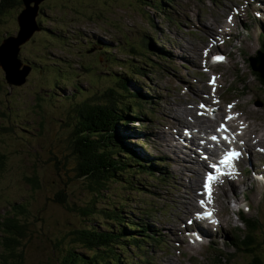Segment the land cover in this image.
I'll return each instance as SVG.
<instances>
[{
  "label": "rangeland",
  "instance_id": "374dc122",
  "mask_svg": "<svg viewBox=\"0 0 264 264\" xmlns=\"http://www.w3.org/2000/svg\"><path fill=\"white\" fill-rule=\"evenodd\" d=\"M72 1L61 0L54 9L53 0H47L35 12L38 27L20 44L17 56L18 60L33 65L24 82L4 84V71L0 68V216L12 213L13 200L26 205L31 232L24 264H55L52 251L58 242L61 247L72 246L87 256L90 252L74 240L72 231L80 229L85 220L78 210L92 204L94 212L99 211L94 218L100 222L98 225L102 230L105 226L116 230V225L106 220V209L128 212L127 221L143 224L146 223L144 220L135 219L148 217L157 223L155 229L163 236L164 243L145 245V258L131 257L127 253L130 264H215L212 256L216 253L207 250L208 243L224 247L226 238L243 232L236 211L239 204H248L252 208L245 216L257 219L261 226L259 243H263L264 184L257 183L248 174H243L234 183L235 193L227 185L220 189L215 200L221 226L218 233H212L210 241L201 244L186 242L179 233L191 218L190 210L195 208L200 175L198 177V171H193L191 180L190 171L195 163L187 164L188 161L182 158L183 153L177 147L171 148L174 140L171 129L179 125L174 112L179 114V111L188 112L185 108L189 110L180 116L182 123L196 119L192 115L196 114L195 105L202 96L194 91L207 89V75L199 69L203 62L202 51L212 45L208 43L212 33H222L227 39L229 30L230 34L239 32L242 36L232 38L230 43L218 48L229 54L228 61L219 65L216 71L223 74L224 81L219 94L223 104L238 101V109L249 121L246 136L250 138L257 133L259 144L255 146L264 148V85L252 75L246 60L255 54L258 46L253 44L255 33H246L243 28V23L250 22L258 5H252L245 14L234 17L232 28L226 16L233 13L232 7L240 0H160L163 6L158 9L153 4L159 0ZM261 3L263 5L264 1ZM70 4L71 8L67 10ZM29 6L25 4L22 10L5 14L0 36L17 32V20L25 17L27 21L33 15L32 9L36 6ZM26 34L24 32V36ZM149 42L161 51L154 47L151 50L144 48ZM105 46L111 48L109 53L113 59L106 60ZM166 53L169 56L163 59ZM152 62H159L165 72L151 68L148 63ZM126 72L130 74L126 76L128 93L145 95L149 99L148 106L152 104L156 112L154 116L147 112L153 120L145 121L148 128L141 132L144 136L126 135L127 142L132 146L136 144L132 147L136 153H146L155 162L161 163L164 158L174 174L173 187L168 185L165 167L161 168L165 181H142L139 191L110 183L100 192H94L87 187L85 179H77L76 165L79 163L71 153L73 140L70 137L76 116L71 108L86 98H98L112 86L113 81L107 74L116 78L113 74ZM255 100H260L263 106L255 107ZM188 105L194 107L190 109ZM34 115L38 119H34ZM23 120H29L31 125L26 134H19L13 125ZM196 120L192 123L208 124L204 123V118ZM140 121L134 119L128 127L133 126V131L138 132ZM249 145L252 147L250 159L253 162L264 160L255 154V146ZM246 164L247 160L239 164L241 170ZM34 174L40 184V190L36 192L30 189L25 178ZM195 181L192 189L190 185ZM242 192L248 195L247 202L242 198ZM62 198L64 205L57 201ZM22 218L26 217L22 215ZM236 230L240 232L236 233ZM233 251L229 249V252ZM258 255L264 264V244ZM228 259L229 256L223 257L225 262ZM250 262V258L239 252L232 264Z\"/></svg>",
  "mask_w": 264,
  "mask_h": 264
},
{
  "label": "trees",
  "instance_id": "16d2710c",
  "mask_svg": "<svg viewBox=\"0 0 264 264\" xmlns=\"http://www.w3.org/2000/svg\"><path fill=\"white\" fill-rule=\"evenodd\" d=\"M60 1L53 0L52 7L56 9ZM70 2L73 1L70 0ZM20 8V0H0V17L8 13L9 10ZM70 8L71 4L67 10ZM262 49L264 50V41ZM108 50L109 48L105 46L103 52L109 57L111 55ZM113 75H117V77L106 75L112 79L113 85L104 90L101 96L96 99L86 98L71 108L73 115L76 116L70 134L71 140H73L71 153L79 163L76 165V172H78L76 176L77 179H85L87 187L94 192H100L110 183L122 184L124 187L139 191L142 181L158 180V173L155 169L150 171L158 164L154 160H151V165L147 164L145 160L148 157L136 158L133 150L126 147L124 143H120V137L115 134V129H129V123L134 122V119L141 120L139 125L142 126V116H145L142 108L143 104H148V102L140 98L137 92L128 93L126 76H130L129 73ZM44 95L49 96L48 94ZM64 99L69 100V98ZM121 102H124L123 105H119ZM149 110L153 111L152 107ZM33 118L38 119L37 115H34ZM30 125L29 120H23L14 124L13 127L19 134H26ZM25 178L32 191L40 190V184L35 174ZM162 181L164 180L162 179ZM153 186L157 187L155 184ZM57 201L60 205L65 203L63 198ZM11 203L12 213L0 216V264H24V254L30 243H27L28 234L31 232L28 228L29 213L25 204L15 200ZM116 210H105L106 220L110 224H115L116 230L111 226H105L102 230V227L98 225L100 222L94 218L95 214H99V211L94 212L95 206L92 204L80 208L78 213L85 220L80 229L72 231V236L90 253L83 256L74 247H61V243L58 242L52 251L55 264H130L127 260L130 258L127 253H130L131 257L145 258L147 248L145 245L154 246L158 241H161V236L157 235L155 228H148L146 223L140 224L125 220L128 218V212L118 213ZM109 211L110 213H108ZM22 215L26 218L23 219ZM145 218L139 217L135 220L145 221ZM256 226L257 221L247 224L248 236H252L253 246L245 245L244 251L253 256L251 264H262L254 252L255 249H258L257 245H260L258 240L261 237ZM250 246L252 247L249 248ZM217 261L223 263L220 257L217 258Z\"/></svg>",
  "mask_w": 264,
  "mask_h": 264
},
{
  "label": "water",
  "instance_id": "95a60500",
  "mask_svg": "<svg viewBox=\"0 0 264 264\" xmlns=\"http://www.w3.org/2000/svg\"><path fill=\"white\" fill-rule=\"evenodd\" d=\"M19 33L17 37H10L5 45L8 47V52H0V66L6 74V79L11 84H19L24 82L27 75L31 71L29 65H24L17 59L19 53L20 44L24 43L32 33L36 30V27L29 22H24V18L18 20ZM24 32L27 34L24 36ZM19 41V42H18ZM17 42V43H16ZM254 70L260 73L261 78L264 79V56H259L253 61ZM261 64V65H260ZM261 105V104H260Z\"/></svg>",
  "mask_w": 264,
  "mask_h": 264
},
{
  "label": "bare ground",
  "instance_id": "6f19581e",
  "mask_svg": "<svg viewBox=\"0 0 264 264\" xmlns=\"http://www.w3.org/2000/svg\"><path fill=\"white\" fill-rule=\"evenodd\" d=\"M34 1H38V0H34ZM151 52V51H150ZM153 63V62H152ZM157 69V68H156ZM143 113V112H142ZM175 113V119L177 120V122H179V125H181V124H187V125H192V124H196V125H200V124H198V123H192L193 121H197L196 119H193L192 121H190L189 123H182V122H180V115L175 111L174 112ZM189 121V120H188ZM204 123H207V121H206V119H205V122ZM201 126V130H203L204 131V127H205V124H202V125H200ZM209 126H211V123H209ZM207 127V126H206ZM207 128H209V127H207ZM263 135V134H262ZM261 135V136H262ZM260 138V137H259ZM172 141V140H171ZM259 144V143H258ZM256 154V153H255ZM176 156V155H175ZM254 160H255V158H254ZM199 166L200 167H202V165H200L199 164ZM195 172H197V170H195ZM194 173V172H193ZM194 184H196V181H195V183H193V184H191L190 186H191V188L194 186ZM193 189V188H192ZM195 193V192H194ZM190 205V204H189Z\"/></svg>",
  "mask_w": 264,
  "mask_h": 264
}]
</instances>
